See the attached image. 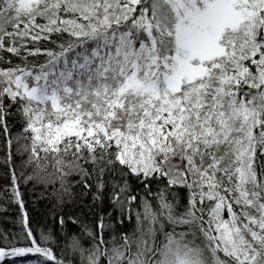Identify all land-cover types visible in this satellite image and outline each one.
I'll use <instances>...</instances> for the list:
<instances>
[{
  "label": "snow or ice",
  "instance_id": "snow-or-ice-1",
  "mask_svg": "<svg viewBox=\"0 0 264 264\" xmlns=\"http://www.w3.org/2000/svg\"><path fill=\"white\" fill-rule=\"evenodd\" d=\"M0 135L2 264H264V0H0Z\"/></svg>",
  "mask_w": 264,
  "mask_h": 264
},
{
  "label": "trees",
  "instance_id": "trees-1",
  "mask_svg": "<svg viewBox=\"0 0 264 264\" xmlns=\"http://www.w3.org/2000/svg\"><path fill=\"white\" fill-rule=\"evenodd\" d=\"M13 136L19 131V125H13L10 128ZM16 140L13 138V155L17 163H19L21 157L15 153ZM4 155V137L0 135V159ZM3 167H0V186L4 184L3 180ZM21 190L23 192V199L25 200V208L28 211L30 220L32 217H37L38 219L43 220L42 212L45 208L51 207L52 201L47 199L48 194H42L39 188L33 190L31 185L25 186L21 184ZM50 193V189H49ZM37 197H42L37 199ZM54 201V197L52 198ZM0 232H7L9 236L16 231H19V225L17 223V217L20 215L18 205L15 203H7L0 200ZM50 223L51 217H48ZM12 260H15L17 264H29V261H36L42 259L38 257V254H26L23 257H12ZM2 264V262H0Z\"/></svg>",
  "mask_w": 264,
  "mask_h": 264
}]
</instances>
